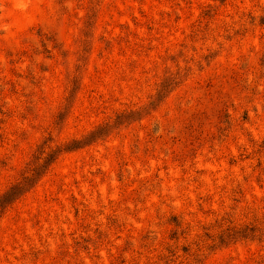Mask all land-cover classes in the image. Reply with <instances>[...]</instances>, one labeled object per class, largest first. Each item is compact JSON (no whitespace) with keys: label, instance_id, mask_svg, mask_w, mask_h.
I'll use <instances>...</instances> for the list:
<instances>
[{"label":"rangeland","instance_id":"obj_1","mask_svg":"<svg viewBox=\"0 0 264 264\" xmlns=\"http://www.w3.org/2000/svg\"><path fill=\"white\" fill-rule=\"evenodd\" d=\"M52 154L0 264H264V0H0V196Z\"/></svg>","mask_w":264,"mask_h":264},{"label":"trees","instance_id":"obj_2","mask_svg":"<svg viewBox=\"0 0 264 264\" xmlns=\"http://www.w3.org/2000/svg\"><path fill=\"white\" fill-rule=\"evenodd\" d=\"M167 85L165 84L163 87V90H166ZM53 154L49 157V159L46 161V164L41 167H36L31 170V173L26 175L21 181L15 183L12 187L9 188V190L0 196V212H3V210L15 202L19 197L25 194L31 187L34 186V184L37 182L39 176L43 172V169L46 167L47 163L52 159L51 157ZM51 158V159H50ZM30 172V171H29ZM28 172V173H29ZM251 233H255L257 231H261V229L257 226H251L246 227ZM234 232L233 234L237 235L240 231L236 229H231ZM249 233L248 235L254 236L253 234Z\"/></svg>","mask_w":264,"mask_h":264}]
</instances>
